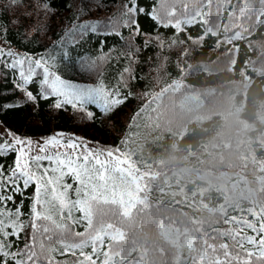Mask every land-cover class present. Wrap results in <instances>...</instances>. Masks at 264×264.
Instances as JSON below:
<instances>
[{"label":"trees","instance_id":"obj_1","mask_svg":"<svg viewBox=\"0 0 264 264\" xmlns=\"http://www.w3.org/2000/svg\"><path fill=\"white\" fill-rule=\"evenodd\" d=\"M69 2L52 0L44 11L42 0H0V47L33 57L54 53L63 79L103 84L124 103L108 114L88 105L95 113L88 119L71 106L54 108V97L29 101L15 86L18 76L0 63V124L19 136L63 133L128 153L143 186L131 178L130 208L120 221L123 264H200L204 235L230 227L222 223L225 214L253 219L247 210L264 207V17L255 8L240 16L242 0H187L172 16L160 11V0H132L143 11L128 26L86 34L60 60L53 45L76 11L66 8ZM71 2L83 20L106 22L128 0ZM192 13L193 23L185 24ZM40 25L46 28L38 33ZM210 27L215 35L206 32ZM91 62L94 69L83 67ZM24 87L37 94L35 82ZM15 156L8 152L0 163L7 168ZM34 191L32 185L15 195L16 204L24 200L21 219ZM24 235L15 246H23Z\"/></svg>","mask_w":264,"mask_h":264},{"label":"snow or ice","instance_id":"obj_2","mask_svg":"<svg viewBox=\"0 0 264 264\" xmlns=\"http://www.w3.org/2000/svg\"><path fill=\"white\" fill-rule=\"evenodd\" d=\"M12 2L19 5L21 0ZM186 2L160 0V11L172 16L174 6L186 5ZM207 2L212 3V0ZM42 3L46 6L44 11L52 6V0H42ZM218 3L229 5L231 0H218ZM129 5L132 0L102 22L83 20V11L70 0L66 8L69 11L75 8L76 11L53 45L54 49H61L59 59L67 58L70 46L79 44L86 34L106 30L109 26L113 30L128 26L134 14L143 11ZM253 8L264 17V0H242L240 16H245L246 10ZM195 15L192 13L193 18H186L183 22L193 23ZM152 18L160 17L153 13ZM173 26L180 29V20L177 19ZM45 28L40 25L37 32ZM206 32L216 34L211 27ZM0 34H3L2 26ZM57 62L54 53L48 57H33L0 47V63L18 76L20 83L15 86L26 92L29 101L54 97V108L71 106L76 111L85 112L88 119L95 116L93 111L87 110L88 105L108 114L124 103L118 92L109 91L103 84H75L63 79L58 74ZM83 67L92 70L96 65L91 62ZM33 82L37 84V94L24 87ZM9 135L12 142L0 143V156L8 152H14L16 156L7 168L0 163V264H123L119 244L124 233L120 221L128 214L131 204L129 154L118 148L89 147L82 138L63 133L46 137L43 142ZM32 185H35V191L30 198L28 216L26 220L21 219L25 215L24 200L22 198L16 204L15 195L23 197L24 191ZM9 202L15 205L14 209L8 207ZM247 212L253 219L225 214L222 223L230 227L215 228L213 233L204 235L200 264H264V207L248 209ZM82 225L84 230L76 231ZM28 228L30 232H25ZM21 233H25L23 246L18 247L15 242L21 240ZM106 240L110 241L107 245ZM68 254L71 259H56L57 255Z\"/></svg>","mask_w":264,"mask_h":264},{"label":"rangeland","instance_id":"obj_3","mask_svg":"<svg viewBox=\"0 0 264 264\" xmlns=\"http://www.w3.org/2000/svg\"><path fill=\"white\" fill-rule=\"evenodd\" d=\"M9 133H11V132L6 127H4L2 124H0V137L6 138L7 140L12 142V137H11V135H9ZM64 135L70 136L67 134H64ZM16 136H18L20 138H30L33 141L43 142V139H39L37 137H24V136H19V135H16ZM124 167H127V165H124ZM131 178L134 181L136 186H138V187L143 186V181L141 179V175L140 174L136 175V173L134 172V170L132 168H131Z\"/></svg>","mask_w":264,"mask_h":264}]
</instances>
